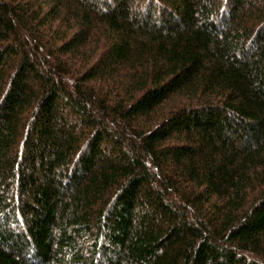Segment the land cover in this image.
Segmentation results:
<instances>
[{
    "label": "trees",
    "instance_id": "1",
    "mask_svg": "<svg viewBox=\"0 0 264 264\" xmlns=\"http://www.w3.org/2000/svg\"><path fill=\"white\" fill-rule=\"evenodd\" d=\"M0 264H264V0H0Z\"/></svg>",
    "mask_w": 264,
    "mask_h": 264
}]
</instances>
